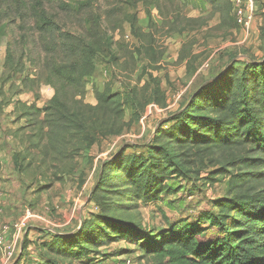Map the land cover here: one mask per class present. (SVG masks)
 <instances>
[{
	"label": "rangeland",
	"instance_id": "obj_1",
	"mask_svg": "<svg viewBox=\"0 0 264 264\" xmlns=\"http://www.w3.org/2000/svg\"><path fill=\"white\" fill-rule=\"evenodd\" d=\"M177 4L162 0L163 17L154 5L150 7L155 27H150L141 0H63L47 5L61 46L62 39L73 37L72 51L48 50L38 35L21 27L19 19L1 23L0 232L10 228L6 244L13 256L7 259L0 248V264H41L42 257H47V264H150L129 241L98 248V240L109 239L106 234L97 232L89 238L88 229L75 237L100 211L147 229L170 222L199 223L200 240L216 234L209 218L198 222V217L216 212L215 200L227 195L229 174L224 169H233L227 165L233 152L224 147L212 151L177 147L162 126L177 115L216 116L205 107V99L195 94L217 91L215 84L228 77L217 91L223 95L226 84L247 65L264 63V0L257 1L248 31L238 26L233 15L221 17L206 0H186L181 19H175ZM87 58L93 61L94 73L84 78V87H70L65 95L73 111L81 115L83 108L80 117L91 127L83 145L76 129L49 133L43 115L29 105L42 108L56 92L53 84L45 82L48 64H80ZM26 76L36 81L23 83ZM103 91L116 94L118 100L107 114L97 108V94ZM81 97L85 107L77 103ZM8 144L10 150L4 149ZM160 145L179 155L183 171L169 180L173 190L162 194L159 203L134 200L125 179L115 176L117 158L124 149L126 154H147L150 147ZM104 163L111 165L107 173L112 183L95 195ZM26 209L35 217L16 237L14 224ZM57 233H75L72 250L85 252L83 245L90 255L65 256L43 246ZM28 242L30 246L23 249ZM24 254L29 256L21 260Z\"/></svg>",
	"mask_w": 264,
	"mask_h": 264
},
{
	"label": "trees",
	"instance_id": "obj_2",
	"mask_svg": "<svg viewBox=\"0 0 264 264\" xmlns=\"http://www.w3.org/2000/svg\"><path fill=\"white\" fill-rule=\"evenodd\" d=\"M62 1L0 0V32L3 21L7 20L11 23L19 19L21 27L32 35H38L48 50L56 47L58 51L59 49L63 51V48L72 51L74 47L70 44V39L73 37L65 41L62 39L61 46L60 35L58 36L55 31L56 22L47 9L49 8L47 5H59ZM141 1L149 17L150 27L157 26L152 20L150 7L154 5L163 17L162 0ZM176 1L178 4L174 9L178 12L174 14L176 15L174 18L181 19L180 9L185 5L186 0ZM206 1L215 12L221 14V17L233 15L231 0ZM163 23H166L165 20ZM136 28L134 23L133 29ZM148 34L150 35V32ZM140 35L142 34H138ZM9 58L10 56H8V65ZM94 69L95 66L90 58L80 64H48L49 74L45 82L53 84L56 92L42 108L34 104L29 107L43 115L42 123L48 128L49 133L59 134L60 131L68 132L76 129L78 133L76 132L75 136L81 137L83 145L86 144L91 127L80 117L84 115L83 108L79 110L82 112L81 115L78 111H73L65 95L70 87H84V78L91 76ZM225 78L228 80V77ZM225 78L215 84L217 91L224 84ZM54 79L60 82V88L56 86ZM35 81L28 76L22 80L23 83ZM217 91L208 89L195 94V98L205 99V107L216 116L201 117L190 113L185 117L177 115L164 122L162 126L163 129H167L162 132L166 133L177 147L187 149L203 147L202 149L206 151L224 147L232 150L233 160L227 165L232 166L233 169L230 171L221 168L229 174L227 195L215 200L213 207L216 212L206 211L198 217V222L201 217L209 218L211 225L217 229L216 234L200 240L198 236L202 226L199 223L170 222L163 228L147 229L143 228L142 224L118 219L100 211L93 216L89 225L84 224L79 232H76L75 237H82L88 229H91L87 234L89 238L97 236V232L106 234L109 239L105 242L98 240V248L111 245L114 241H129L137 245L141 251V259H147L150 264H264V63L255 62L247 65L238 78L230 79V83L226 84L223 90L225 94L220 95ZM82 93L79 90L77 95L81 96ZM97 98L99 103L97 108L104 114L118 103L116 94H108L105 91L98 92ZM77 103L82 107L86 106L82 97ZM99 129L104 130V126H100ZM76 149L79 151L82 148ZM242 149L245 153H235V150ZM126 150L128 149L121 151L117 158L119 171L115 176L125 179L126 185L131 187L129 196L132 199L159 203L162 194L173 190L168 184L169 180L183 171L182 162L177 159L179 155L170 151L167 145L152 146L147 154H126ZM14 159L17 166V156H14ZM107 165L104 163L101 168L98 182L93 190L95 195L97 190L104 189L107 187L106 184L112 183L113 177L107 173V167L111 165ZM93 200H96V196ZM103 225L108 228L105 229ZM74 235L75 233H57L51 240L43 241V246L65 256L90 255L83 245L81 247L85 252L72 250L76 243L71 238ZM28 246H30L29 242L28 245L23 246V249ZM27 256L29 255H22L21 260ZM46 258L42 257L41 264H47L44 262Z\"/></svg>",
	"mask_w": 264,
	"mask_h": 264
},
{
	"label": "built area",
	"instance_id": "obj_3",
	"mask_svg": "<svg viewBox=\"0 0 264 264\" xmlns=\"http://www.w3.org/2000/svg\"><path fill=\"white\" fill-rule=\"evenodd\" d=\"M233 5V15L238 26H240L244 31L251 29L255 12L256 4L258 0H231ZM35 217V214L31 209H26L24 216L19 222L14 224L15 234L22 232V230L27 226L29 220ZM10 228L5 226L3 231L0 232V248L6 251L7 259L13 256V249L10 245L6 244V235L9 233Z\"/></svg>",
	"mask_w": 264,
	"mask_h": 264
},
{
	"label": "crops",
	"instance_id": "obj_4",
	"mask_svg": "<svg viewBox=\"0 0 264 264\" xmlns=\"http://www.w3.org/2000/svg\"><path fill=\"white\" fill-rule=\"evenodd\" d=\"M9 146H10L9 144L6 145V146L4 147V149H6V150L9 149V150H10ZM20 233H21V232H20ZM20 233H17V234H16V237H19V236H20ZM7 236H8V234L6 235V237H7ZM18 240H19V239H18ZM19 241H20V240H19Z\"/></svg>",
	"mask_w": 264,
	"mask_h": 264
}]
</instances>
